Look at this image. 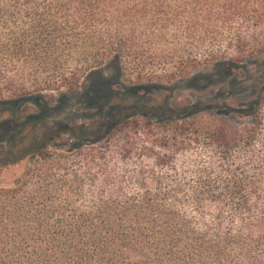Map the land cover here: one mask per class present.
<instances>
[{
    "label": "trees",
    "instance_id": "trees-1",
    "mask_svg": "<svg viewBox=\"0 0 264 264\" xmlns=\"http://www.w3.org/2000/svg\"><path fill=\"white\" fill-rule=\"evenodd\" d=\"M101 6L0 0V62L37 69L52 54L63 70L35 81V92L58 81L75 85L83 74L119 62L131 47L95 27ZM68 64L75 72H65ZM263 92L223 112L145 101L110 105L79 123H48L31 114V104L17 110L10 104L21 99L2 100L0 111L10 116L0 169L21 162L24 168L0 186V264H264L258 122L237 130L224 120L200 128L193 119L206 110L257 117ZM104 94L96 90L99 101ZM31 96L38 104L41 96ZM197 147L202 156H195Z\"/></svg>",
    "mask_w": 264,
    "mask_h": 264
},
{
    "label": "rangeland",
    "instance_id": "rangeland-1",
    "mask_svg": "<svg viewBox=\"0 0 264 264\" xmlns=\"http://www.w3.org/2000/svg\"><path fill=\"white\" fill-rule=\"evenodd\" d=\"M101 2L95 27L126 41L131 55L83 74L75 85L51 82L52 88L39 92H35V81L63 70L56 67L52 54L48 66L37 69L5 59L0 62V102L21 99L10 106L19 110L29 103L31 114L42 115L48 123H79L101 117L110 105L145 101L198 103L223 112L228 107L243 108L260 88L264 89V0ZM64 67L66 73L75 72L71 64ZM98 88L104 90V100L96 97ZM34 94L41 96L39 106L34 99L37 96H31ZM259 111L257 117H236L206 110L193 119L200 128H211L224 120L237 130L256 127L258 122V143L254 147L260 149L264 99ZM9 116L10 110L0 111V146L8 143L4 123ZM22 126L15 124L13 128ZM137 135L148 134L140 131ZM196 152L195 156L203 154L199 147ZM241 152L246 156L247 152ZM261 166L264 170V164ZM23 168L24 162L1 168L0 186L11 185Z\"/></svg>",
    "mask_w": 264,
    "mask_h": 264
}]
</instances>
